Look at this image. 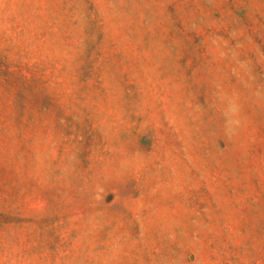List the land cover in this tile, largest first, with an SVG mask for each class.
Here are the masks:
<instances>
[{"label":"rangeland","instance_id":"1","mask_svg":"<svg viewBox=\"0 0 264 264\" xmlns=\"http://www.w3.org/2000/svg\"><path fill=\"white\" fill-rule=\"evenodd\" d=\"M0 264H264V0H0Z\"/></svg>","mask_w":264,"mask_h":264},{"label":"clouds","instance_id":"2","mask_svg":"<svg viewBox=\"0 0 264 264\" xmlns=\"http://www.w3.org/2000/svg\"><path fill=\"white\" fill-rule=\"evenodd\" d=\"M229 112L231 113V117L228 120V130H229V135L231 136L237 134L242 125L240 106L234 102H230Z\"/></svg>","mask_w":264,"mask_h":264}]
</instances>
